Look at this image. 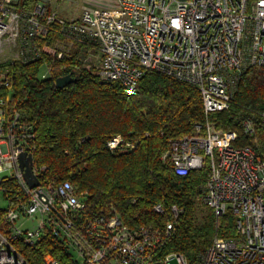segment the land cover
Returning <instances> with one entry per match:
<instances>
[{
	"label": "built area",
	"instance_id": "1",
	"mask_svg": "<svg viewBox=\"0 0 264 264\" xmlns=\"http://www.w3.org/2000/svg\"><path fill=\"white\" fill-rule=\"evenodd\" d=\"M19 0H0V264H29L15 243L32 246L45 234L75 252L79 264H164L155 251L173 228L180 210L171 207L172 218L162 230L129 227L113 212H99L81 225L83 211L74 186L40 180L43 167L32 166L39 183L30 187L18 164V156L32 155L33 125L10 108L9 66L14 62H39L38 77L49 78L54 61L69 57L70 50L86 46L83 66L98 59V78L116 81L127 94L137 90L146 71L193 85L200 93L204 124L190 135L171 140L161 158L175 174L186 175L206 164L208 178L201 200L215 215L235 217L236 237H214L198 264H264V160L251 146H236L234 130H216L207 120L229 107L233 90L248 66H264V0H112L105 6H86L77 19L67 20L35 3L21 11ZM57 27L51 43L44 38ZM39 41V42H38ZM255 119L241 120L244 133L255 131ZM264 126V112L261 114ZM121 143L116 136L108 148ZM12 181L16 191L5 182ZM154 210L162 213L160 204ZM23 217L26 221L18 224ZM26 222H31L27 226ZM179 264L185 258L173 253ZM43 264H60L46 254Z\"/></svg>",
	"mask_w": 264,
	"mask_h": 264
},
{
	"label": "trees",
	"instance_id": "2",
	"mask_svg": "<svg viewBox=\"0 0 264 264\" xmlns=\"http://www.w3.org/2000/svg\"><path fill=\"white\" fill-rule=\"evenodd\" d=\"M36 0H19L21 11ZM44 41L61 38L54 25ZM39 42V41H38ZM86 46L76 44L69 57L50 60L49 78L38 77L39 62L9 66L10 108L22 112L33 125L32 155L35 166L43 167L41 182L56 185L70 182L85 208L75 218L81 225L99 212L113 211L129 227L162 230L172 218L171 207L179 210L173 228L154 258L169 253L198 264L214 237H236L235 217L230 212L215 215L201 200L208 178L206 164L184 176L174 173L161 158L171 140L190 135L196 124H204L199 91L191 84L153 71H146L137 90L127 94L116 81H101L98 68L83 66ZM71 73L75 79L63 88L57 77ZM264 66H248L241 74L229 107L212 113L207 120L216 130H234L236 146H251L264 160ZM255 119V131L247 135L241 120ZM119 136L121 143L108 148ZM4 194L16 191L14 182L1 186ZM160 204L162 213L154 210ZM2 230L4 222L1 220ZM15 246L29 264H43L52 254L60 264L79 260L50 233L32 246L17 241Z\"/></svg>",
	"mask_w": 264,
	"mask_h": 264
},
{
	"label": "crops",
	"instance_id": "3",
	"mask_svg": "<svg viewBox=\"0 0 264 264\" xmlns=\"http://www.w3.org/2000/svg\"><path fill=\"white\" fill-rule=\"evenodd\" d=\"M112 0H36L35 3H46L50 10L66 19H77L86 6H105Z\"/></svg>",
	"mask_w": 264,
	"mask_h": 264
},
{
	"label": "water",
	"instance_id": "4",
	"mask_svg": "<svg viewBox=\"0 0 264 264\" xmlns=\"http://www.w3.org/2000/svg\"><path fill=\"white\" fill-rule=\"evenodd\" d=\"M75 78L71 76V73L57 77L55 79V86L57 88H63L67 84L71 83ZM18 164L20 169L23 171V177L26 183L30 187L38 185L39 180L34 176L32 172V157L31 155H26L25 152H22L18 156ZM161 264V263H158Z\"/></svg>",
	"mask_w": 264,
	"mask_h": 264
},
{
	"label": "rangeland",
	"instance_id": "5",
	"mask_svg": "<svg viewBox=\"0 0 264 264\" xmlns=\"http://www.w3.org/2000/svg\"><path fill=\"white\" fill-rule=\"evenodd\" d=\"M66 19V18H65ZM72 19V18H71ZM67 20H70V19H67ZM98 59L96 58V56H95V54L92 56V57H90V61H89V64L92 66V65H95L96 64V61H97ZM90 66V67H91ZM89 67V68H90ZM72 76V75H71ZM35 166V164H34V162L32 163V166ZM6 205H7V202L4 200V198L2 197V195H1V193H0V206L1 207H6ZM26 220L23 218V217H21L19 220H18V224L19 225H21V223H24ZM26 224H27V226H29V225H31V222H26ZM70 252L74 255V256H76L75 255V252L73 251V250H70ZM166 256H169L170 258V263L169 264H179L178 262H177V260L173 257L172 258V256H173V253H169V254H167ZM165 256V257H166ZM185 258V257H184ZM164 259V258H163ZM186 260V259H185ZM164 264H168L167 262H165Z\"/></svg>",
	"mask_w": 264,
	"mask_h": 264
}]
</instances>
